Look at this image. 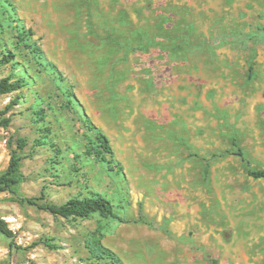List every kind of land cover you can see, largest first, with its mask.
Returning <instances> with one entry per match:
<instances>
[{
    "label": "rangeland",
    "instance_id": "rangeland-1",
    "mask_svg": "<svg viewBox=\"0 0 264 264\" xmlns=\"http://www.w3.org/2000/svg\"><path fill=\"white\" fill-rule=\"evenodd\" d=\"M0 43L30 77L18 104L0 95V174L28 141L26 180L0 193L15 231L0 264H264V178L249 174L264 168V0H0ZM86 117L112 163L85 152ZM88 191L123 220L18 200ZM100 229L119 263L92 256Z\"/></svg>",
    "mask_w": 264,
    "mask_h": 264
},
{
    "label": "trees",
    "instance_id": "trees-1",
    "mask_svg": "<svg viewBox=\"0 0 264 264\" xmlns=\"http://www.w3.org/2000/svg\"><path fill=\"white\" fill-rule=\"evenodd\" d=\"M3 6V8H6L5 5ZM7 12V9H3V14H6ZM14 28L17 29V27ZM22 42H24V38H18V43L22 44ZM36 49L40 50V48L37 47ZM16 56L17 54L14 49L8 45H2L0 43V71L6 66H10L11 68L9 74L0 77V95L17 93L13 97V100L8 105L7 109L10 108L11 105L18 104L23 100L21 90L30 82V77L26 71V67L23 63L16 60ZM2 112L6 113L5 110ZM86 120L87 127L91 132H93L94 137L90 135L86 138L85 152L92 155L97 162L107 161L109 164L112 163V161H108L106 158L107 154H113V147L111 145L110 138L94 123H92L89 117H86ZM10 122V117H0V125L8 126ZM27 144L28 141L25 137L17 138V146L19 150L13 151L7 169L0 174V193L11 192L16 194L18 187L26 180V175L22 171V166L23 159L25 158L23 151L25 150ZM234 145L237 146V149H234L231 153L240 156L245 161H248L245 152L238 146L236 141H234ZM57 150L59 151L60 149ZM249 174L254 178H264V168H251L249 169ZM45 195L46 193L42 192L40 197H20L18 200L21 204L29 203L37 206L40 209L50 212L55 217H64L66 219H87L94 214H99L101 218L123 220V218L118 215L116 205L113 201L106 194L100 192L88 191V193L84 196H73L66 202L60 204L42 202V200L45 199ZM0 231L12 239L10 245L14 246L15 231L10 227L9 222L2 216H0ZM100 231H102V229L91 232V239L87 243L92 256L97 259H108L113 263H119V256L112 249L104 245L102 241L103 233ZM43 243L51 249L57 250L60 248V245L55 243L54 238H45ZM16 246L17 248H21L19 245ZM30 264L35 263L31 262Z\"/></svg>",
    "mask_w": 264,
    "mask_h": 264
}]
</instances>
